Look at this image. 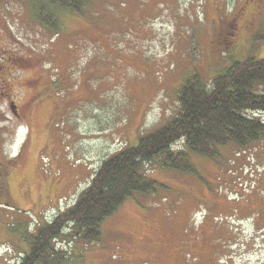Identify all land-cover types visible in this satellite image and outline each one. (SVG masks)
<instances>
[{
	"label": "rangeland",
	"instance_id": "374dc122",
	"mask_svg": "<svg viewBox=\"0 0 264 264\" xmlns=\"http://www.w3.org/2000/svg\"><path fill=\"white\" fill-rule=\"evenodd\" d=\"M247 1L243 14L264 22V0ZM1 3L0 264H17L21 226L73 206L109 155L178 114L183 78L208 71L213 26L246 2L90 0L59 32L30 18L28 1ZM249 35L230 41L238 49ZM252 42L264 54L263 35ZM252 116L264 122V111ZM254 147H226L220 164L194 158L202 178L152 170L166 189L126 200L101 241L75 245L79 264H264V140Z\"/></svg>",
	"mask_w": 264,
	"mask_h": 264
},
{
	"label": "trees",
	"instance_id": "16d2710c",
	"mask_svg": "<svg viewBox=\"0 0 264 264\" xmlns=\"http://www.w3.org/2000/svg\"><path fill=\"white\" fill-rule=\"evenodd\" d=\"M25 1L30 18L48 30L59 32L64 16L80 14L90 0ZM244 2L232 16H239L242 10L241 17L235 20L239 24L230 16L219 27L213 26L215 36L210 44L208 71L192 70L183 78L176 95L178 114L140 136L137 143L109 155L77 202L59 211L53 220L40 222L29 233L21 230L24 226H17L27 246L21 253L22 261L17 264H79L82 254L75 245L85 248L101 241L104 220L118 212L126 200L158 195L166 189L152 176V170L173 169L202 178L194 158L220 164L221 160L226 161L223 152L226 147H236L237 155L257 151L254 145L264 140V122L252 115L264 111V54H256L255 44L250 42L262 35L264 38L263 32L260 35L264 22L259 16L243 14L248 1ZM251 17L259 21L250 23ZM246 28L249 42L240 41L237 49L230 40L235 35L241 36ZM244 45L247 49L242 52ZM230 161L234 163L236 156ZM224 184L231 187L228 181ZM257 216L264 220L261 212ZM57 240L68 242L69 249H57Z\"/></svg>",
	"mask_w": 264,
	"mask_h": 264
},
{
	"label": "flooded vegetation",
	"instance_id": "af4514ba",
	"mask_svg": "<svg viewBox=\"0 0 264 264\" xmlns=\"http://www.w3.org/2000/svg\"><path fill=\"white\" fill-rule=\"evenodd\" d=\"M15 113H17V111H16ZM198 264H199V263H198Z\"/></svg>",
	"mask_w": 264,
	"mask_h": 264
}]
</instances>
